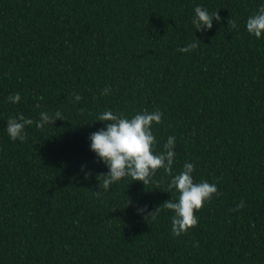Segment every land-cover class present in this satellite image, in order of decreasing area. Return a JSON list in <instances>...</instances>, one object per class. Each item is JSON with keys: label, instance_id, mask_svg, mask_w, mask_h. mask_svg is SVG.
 Segmentation results:
<instances>
[{"label": "trees", "instance_id": "16d2710c", "mask_svg": "<svg viewBox=\"0 0 264 264\" xmlns=\"http://www.w3.org/2000/svg\"><path fill=\"white\" fill-rule=\"evenodd\" d=\"M197 5L221 21L196 31ZM261 5L0 0V264H264V36L246 30ZM157 109L156 151L176 138L172 176L193 163L194 180L222 193L180 237L172 212L145 219L178 195L163 169L146 187L127 178L106 191L96 176L108 168L90 149L103 111ZM57 111L63 120L27 126L24 142L6 131L10 117Z\"/></svg>", "mask_w": 264, "mask_h": 264}, {"label": "clouds", "instance_id": "9594fccd", "mask_svg": "<svg viewBox=\"0 0 264 264\" xmlns=\"http://www.w3.org/2000/svg\"><path fill=\"white\" fill-rule=\"evenodd\" d=\"M219 23L221 17L217 12H209L207 8L197 5L194 9V18L192 24L198 32L210 30L213 27V21ZM228 28L237 29L236 20L229 19ZM247 32L257 39L264 36V5H261L256 13L249 16L246 21ZM200 41L195 40L185 47L178 48L179 52L190 53L197 49ZM111 93L110 87L102 90V95ZM21 99L17 92L9 95L7 100L10 103H19ZM82 97L74 94V101L79 102ZM39 107V105H37ZM163 112L155 110L148 112H137L135 115L128 117L124 113H115L111 110H105L97 117V121L103 122L105 127L92 133L89 137L91 144L90 149L108 168L107 174H98L96 179L99 181V187L106 191L114 184L131 178L132 181H139L145 187L153 183L156 173L163 169L171 177L167 192L173 190L178 193L175 199L165 201L162 205L149 213L145 219L151 217L155 220L161 211H170L173 215L171 220V233L174 237L187 235L188 232L196 228L199 224L197 212L202 211L204 206L211 203L214 197H219L222 193L215 183H209L206 180L196 182L193 173L195 164L186 162L183 169L172 176V167L175 162L176 153L174 136H169L166 143L163 144V150L156 151V137L152 131L153 125L163 123ZM57 120H63L60 111L54 115L47 112H41L38 121L25 118L20 114L17 117H10L7 120L6 131L12 141L24 142L27 138L26 127L35 123L37 129H44L46 125H54ZM91 173H87V179ZM98 194V192H97ZM246 205L243 200L230 209L232 212L240 211ZM143 212L144 210H139ZM194 247H198L196 242Z\"/></svg>", "mask_w": 264, "mask_h": 264}]
</instances>
